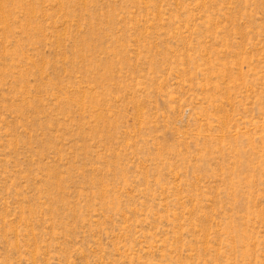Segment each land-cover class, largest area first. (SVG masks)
Listing matches in <instances>:
<instances>
[{
  "label": "rangeland",
  "instance_id": "obj_1",
  "mask_svg": "<svg viewBox=\"0 0 264 264\" xmlns=\"http://www.w3.org/2000/svg\"><path fill=\"white\" fill-rule=\"evenodd\" d=\"M0 264H264V0H0Z\"/></svg>",
  "mask_w": 264,
  "mask_h": 264
}]
</instances>
